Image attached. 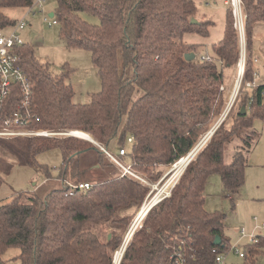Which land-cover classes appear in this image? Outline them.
<instances>
[{"label": "trees", "instance_id": "1", "mask_svg": "<svg viewBox=\"0 0 264 264\" xmlns=\"http://www.w3.org/2000/svg\"><path fill=\"white\" fill-rule=\"evenodd\" d=\"M226 1L58 0L55 15L63 26L62 36L69 46L91 53L102 89L89 103H76L66 73H52L47 63L37 59L34 48L24 43L16 51L31 81L30 113L24 123L13 127L82 130L108 150L127 147L133 137L123 159H131L136 169L156 174L157 179L161 172L156 166L188 155L224 105L221 87L240 56L234 8ZM212 2L226 7L223 37L213 44L210 60L203 55L187 60L185 54L196 51L184 36L209 35L213 21L197 14L200 3ZM241 2L250 52L246 79L252 80V45L256 30L264 29V0ZM31 3L0 0V31L15 22L3 8ZM81 12L96 15L99 23L83 20ZM193 18L198 22L193 23ZM241 90V102L228 116L233 120L231 129L224 121L189 162L171 196L152 207L128 243L121 264H176L180 258L185 264H217V255L229 252L226 213L206 209L205 187L213 172L221 175L232 195L245 182L248 157L259 133L252 129L244 136L243 132L252 128L255 117L264 118V84ZM25 97L15 88L0 101V128L10 113L23 110ZM234 136L241 137L247 150L234 151L226 162L224 153ZM52 148L63 154L62 185L48 192L17 193L0 204V260L8 248L18 247L21 264H113L134 217L132 209L143 204L149 189L136 180L108 174L88 189L73 187L90 183L81 153L96 150L100 167L111 163L100 148L72 136L0 138V184L2 172L9 173L14 160L36 167L37 156ZM258 236L257 242L245 245L243 264H258L264 255V236ZM217 237L222 239L219 245L214 244Z\"/></svg>", "mask_w": 264, "mask_h": 264}, {"label": "rangeland", "instance_id": "2", "mask_svg": "<svg viewBox=\"0 0 264 264\" xmlns=\"http://www.w3.org/2000/svg\"><path fill=\"white\" fill-rule=\"evenodd\" d=\"M232 7L234 8V15L236 18L235 26L237 28L238 34L240 18L237 16L236 8L234 4L237 5L238 12H241V22L243 28L245 29L246 17L242 11V2L237 0L233 4V0H229ZM239 7V8H238ZM59 10L58 0H45L42 5H36L34 7V14L30 13L27 17V25L21 30L20 34L25 44L31 45L34 48L35 55L41 63H47L50 66V71L55 74L66 73L67 82H71L74 88L73 100L76 103H89L91 96L99 92L102 89V80L98 71V68L94 64L91 53L79 46L68 45L65 39L62 36L63 26L58 19L59 23L56 25H50L49 22L45 20V17H48L49 20H52L50 13H57ZM3 11L9 15L15 22L20 20L26 14H28V7H5ZM226 7L222 4L215 3H200L199 12L197 17L199 19H211L213 21L210 26V33L207 36L187 33L184 36V40L189 42L192 48L196 51V55H212L213 44L218 42L224 34L225 28V12ZM57 17V16H56ZM80 17L90 22L91 24H98L99 18L88 12H81ZM58 18V17H57ZM15 22L13 24H15ZM12 25L6 27L1 31L9 32ZM245 31V30H244ZM246 36V33H245ZM253 45H252V58H258L259 62H254V71L253 78L260 85L264 84V29H257L254 35ZM240 35H239V46L241 54V44H240ZM195 44V45H194ZM250 55L246 42V57ZM210 56V55H209ZM241 55L239 56V60ZM239 60L232 70L227 71V83L224 87L223 92H225L224 105L221 109V112L213 119L209 131L213 128H216L219 121L222 120V123L225 121L226 126L231 129V124L233 120L231 117L228 118L231 110L235 108L237 110V105L240 104L239 97L241 91L231 108L229 114L225 119H222L224 113L229 105L231 94L235 85L236 78L239 71ZM248 61V59H247ZM248 63L246 67L247 73ZM245 73V80L246 79ZM226 74V71H225ZM242 89V88H241ZM140 94L136 93L135 99H138ZM239 99V100H238ZM238 101V102H237ZM222 123L216 128L215 132L219 129ZM255 130L259 133V138L255 141L254 146L251 149V152L248 157V166L246 167L245 173V182L241 187L238 194L232 195L223 185L222 177L218 172H213L209 178L205 187V207L208 211H221L226 213L225 223H226V237L230 240V245L244 251V245L249 241L250 236L244 237L241 233V229H245L247 235L249 234H262L264 235V229H260L259 225L264 223V118L255 117L253 119L252 128L244 129V136L247 133ZM31 133L28 135H18V136H9V137H0V138H28V137H77L82 140H85L91 144H94L100 148L105 153L106 161L111 163V166L104 168L100 167L97 164L98 153L96 150L83 152L80 155L81 162H83L86 169V178L90 182V186L95 183H99L108 176L119 177V178H130L138 181L149 189V192L139 208L132 209L134 217L131 224L129 225L123 242L120 248H127L128 243L132 239V234H130L129 239L126 241L128 232L132 227L135 233L137 229L142 227L145 216L139 220L140 212L144 211V208H149L154 202L162 201L163 199L170 197L173 191V188L178 183L179 179L185 172L186 168H180L182 165L181 160L173 164H161L156 166V171L161 172L160 176L156 178L155 175L147 174L141 170H138L134 167L131 159H123L122 161L131 165L132 173H127L122 170L116 162H114L107 153L103 150L106 148L102 144V147L98 146L95 142L93 143L90 140H87L83 137L77 136L76 132H84L82 130H63V131H51L46 129H33L30 130ZM208 131V132H209ZM37 132H45L46 134H37ZM74 132V134H72ZM207 132V133H208ZM214 132V134H215ZM86 133V132H85ZM206 135V134H205ZM204 135V136H205ZM92 136V135H91ZM202 136V138L204 137ZM213 136V135H212ZM203 144L199 151L204 148L209 140ZM130 138V137H129ZM128 138V139H129ZM201 138V139H202ZM200 139V140H201ZM199 140V142H200ZM198 142V143H199ZM197 143V144H198ZM228 149L224 153V160L230 162L232 154L234 151L243 150L245 143L242 141L241 137L234 136L230 142ZM129 147V143L126 145ZM107 149V148H106ZM247 149H244V151ZM110 152L118 155L119 146H114L109 150ZM198 151V152H199ZM193 152L190 156L195 158L197 155ZM191 158V157H190ZM63 165V154L61 149L52 148L40 153L37 156L36 167L29 165H20L14 160V165L9 173L2 172V179L0 184V204L5 203L13 198L17 193H33L36 190L41 192H48L53 187H59L62 185L60 180V173ZM108 168H111L110 171ZM46 171H49L50 174H46ZM153 176V177H152ZM155 177V178H154ZM85 183V182H84ZM159 197L158 199L152 200L154 197ZM148 202V203H147ZM148 204V205H146ZM158 204V203H157ZM147 208V209H148ZM143 209L142 211H140ZM137 223V224H136ZM133 233V234H134ZM104 235V234H103ZM110 235V234H109ZM132 235V236H131ZM104 237V236H103ZM109 238V236H108ZM126 242V244H125ZM125 244V246H124ZM123 251L122 258L124 256L125 250ZM119 249L115 252L113 258V264H115V259ZM236 251L230 250L227 254L224 255V261L222 264H243V257L239 256V253ZM20 249L18 247H10L2 255L0 264H21L17 256L20 254ZM122 258L119 262L121 264ZM264 263V255L259 256L258 264Z\"/></svg>", "mask_w": 264, "mask_h": 264}, {"label": "built area", "instance_id": "3", "mask_svg": "<svg viewBox=\"0 0 264 264\" xmlns=\"http://www.w3.org/2000/svg\"><path fill=\"white\" fill-rule=\"evenodd\" d=\"M45 0H32V3L28 6V14L22 17L20 20L16 21L15 24L12 25L11 30L9 32L0 31V101L6 100V98L10 95L13 89L18 88L22 94L26 97L22 101L23 110H16L10 113L9 116L4 120V127L0 128V137H9V136H18V135H28L31 133L30 130L22 127H13V124H21L24 123L27 119L30 110L29 107V97L27 95L31 92V81L29 80L27 74L23 71L19 64V56L17 54L16 49L24 44V40L20 34L21 30H23L27 25V17L30 13L34 14V7L36 5H42ZM228 3V0L226 1ZM51 17V16H50ZM52 20H49L48 17H45V20L49 22L50 25H56L59 23L58 19L54 13ZM245 29L243 28L242 22L239 24L240 31V44H241V58L239 60V71L238 76L235 81V85L231 94V98L229 101V105L224 113L222 119H225L229 114L231 108L233 107L240 90L243 86L248 88H255L258 86V83L254 80H245V73L247 67V57H246V36ZM202 59L210 60L211 56L203 55ZM254 62H259L258 58L254 59ZM254 74V73H253ZM224 89V87H222ZM37 134H46L45 132H37ZM133 137L128 139V143H132ZM103 150L107 153V155L117 163V165L127 173H132L131 165L122 161L123 157L128 155L127 147L123 146L120 148L118 155L110 152L108 149L103 148ZM73 187H78L81 189L90 188V183H80L79 185H73ZM260 228L264 229V223L259 225ZM241 233L244 237L250 236L249 243L257 242L259 239L258 234H249L247 235L245 229H241ZM230 250L236 251L235 246H230ZM216 251V250H215ZM239 253L241 257H244L245 252L237 249L236 251ZM217 264H222L224 261V255L218 254L216 257ZM176 264H185L183 259L177 260Z\"/></svg>", "mask_w": 264, "mask_h": 264}, {"label": "bare ground", "instance_id": "4", "mask_svg": "<svg viewBox=\"0 0 264 264\" xmlns=\"http://www.w3.org/2000/svg\"><path fill=\"white\" fill-rule=\"evenodd\" d=\"M237 0H235V2H236ZM241 1V0H240ZM233 4H234V0H233ZM234 6H235V8H236V12H237V16H239V18H240V22H241V12H238V9H237V5L236 4H234ZM239 8V7H238ZM75 134L77 135V136H80V137H83V138H85V139H87V140H90V141H92V142H95V139L90 135V134H88V133H85V132H76L75 131ZM209 137V136H208ZM96 143V142H95ZM192 151V150H191ZM197 151H199L198 149H196V150H194L193 152L195 153V155L197 154ZM192 152V153H193ZM191 153V154H192ZM190 154V155H191ZM189 154L188 155H186L185 157H183L182 159H181V162H182V165H181V167L180 168H186V166L189 164V162L193 159V157L195 156V155H193V157L192 156H190ZM191 157V158H190ZM178 162V161H177ZM161 196H159V197H154L152 200H154V199H158V198H160ZM148 203V202H147ZM146 205H148V204H146ZM148 208V207H147ZM147 208H144V211H142V213H140L139 214V220L141 219V217L144 215V213H145V211L147 210ZM137 224V223H136ZM134 228H135V226L134 227H132L131 229H130V231L128 232V235H127V239H126V241L129 239V236H130V234L132 233V231L134 230ZM125 244H126V242H125ZM125 244H124V246H125ZM123 251H124V247L123 248H120L119 249V251H118V253H117V256H116V259H115V264H119V262H120V260H121V258H122V254H123Z\"/></svg>", "mask_w": 264, "mask_h": 264}, {"label": "water", "instance_id": "5", "mask_svg": "<svg viewBox=\"0 0 264 264\" xmlns=\"http://www.w3.org/2000/svg\"><path fill=\"white\" fill-rule=\"evenodd\" d=\"M53 15H54L53 12L50 13V16H51V17H53ZM192 22H193V23H197L198 21H197L196 18H193V19H192ZM195 57H196L195 52H189V53H186V54H185V58H186L187 60H193V59H195ZM242 112H245V108L242 109ZM221 123H222V120L219 121V123H218V125L216 126V128H217ZM216 128H213V129H211L208 133H206V135L200 140V142H199V143H198V144L192 149V151H190L189 155H190L194 150H196V149L199 150V149L203 146V144L208 140V138L214 134ZM72 134H74V132H72ZM208 136H209V137H208ZM95 142H96V141H95ZM93 143H94V142H93ZM96 144H97L98 146L102 147L99 143L96 142ZM197 152H198V151H197ZM160 200H161V199H159V201L154 202L153 204H151V205L149 206V208L145 211L144 215H143L141 218H143V217H144V216H145V215H146V214L152 209L153 206H155L157 203H159ZM142 210H143V209H141L140 211H142ZM140 213H141V212H140ZM135 228H136V227H135ZM133 233H134V232H132L131 234L133 235ZM132 235H131V236H132ZM110 237H111V234L109 235V238H110ZM221 242H222V239H221L220 237H217V238L215 239V241H214V244L219 245V244H221ZM125 248H126V246H125ZM125 248H124V249H125Z\"/></svg>", "mask_w": 264, "mask_h": 264}, {"label": "crops", "instance_id": "6", "mask_svg": "<svg viewBox=\"0 0 264 264\" xmlns=\"http://www.w3.org/2000/svg\"><path fill=\"white\" fill-rule=\"evenodd\" d=\"M260 229H262V228H260ZM258 235H262V234H258ZM262 236H264V235H262ZM247 243H249V241H248ZM247 243H246V244H247ZM246 244H245V245H246ZM245 245H244V247H245ZM230 246H231V245H230ZM229 251H230V250H229ZM244 252H245V250H244ZM239 256H240V255H239ZM243 259H244V258H243Z\"/></svg>", "mask_w": 264, "mask_h": 264}]
</instances>
